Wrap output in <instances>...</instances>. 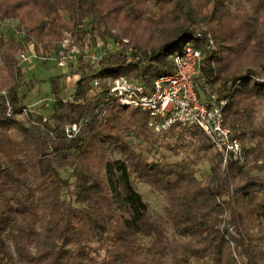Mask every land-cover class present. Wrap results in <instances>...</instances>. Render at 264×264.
<instances>
[{"label":"trees","instance_id":"trees-1","mask_svg":"<svg viewBox=\"0 0 264 264\" xmlns=\"http://www.w3.org/2000/svg\"><path fill=\"white\" fill-rule=\"evenodd\" d=\"M8 20L23 38L0 34V92L13 110L6 115L0 96V264H264V177L253 175L264 173V81L255 79L264 74V0H0V26ZM63 33L82 51L109 41L118 49L95 69L79 57L72 94L62 98L66 75L53 76L50 106L19 115L29 106L16 57L32 44L47 60ZM180 41L202 51L200 78L227 101L223 126L248 142L244 163L223 168L200 130L169 128L204 153V179L188 160L135 151L129 137L137 150L155 142L147 113L106 98L107 77L149 86L170 73ZM68 124L78 127L73 139ZM132 179L162 197L163 218L151 219Z\"/></svg>","mask_w":264,"mask_h":264},{"label":"built area","instance_id":"built-area-1","mask_svg":"<svg viewBox=\"0 0 264 264\" xmlns=\"http://www.w3.org/2000/svg\"><path fill=\"white\" fill-rule=\"evenodd\" d=\"M206 40L204 47L210 50L212 39L207 36ZM96 47H99L100 51L96 50ZM117 49L116 45L108 42L104 46L98 44L88 51H82L70 46V36L64 33L59 50L55 54L56 65L60 68H66L70 64L75 66L81 57L88 66L95 69L107 53H114ZM26 57L24 53L18 56L21 62L26 61ZM202 61V51L186 44L180 53L172 57V71L156 76L149 86L123 75L107 77L106 98L115 100L121 107L139 109L147 113L149 126L154 133L168 130L174 125L198 129L221 155L223 168L229 162L242 164L245 156L240 140L223 126V112L227 101L219 100L217 95L210 91L205 80L200 78ZM98 82L97 79L94 80L93 89L97 88ZM199 87L202 89L200 93L196 91ZM0 96L6 102V115L10 116L13 110L6 100L7 92L1 91ZM28 114H33L28 107L19 110L21 116ZM65 134L68 139H73L78 134L77 125H66Z\"/></svg>","mask_w":264,"mask_h":264},{"label":"rangeland","instance_id":"rangeland-1","mask_svg":"<svg viewBox=\"0 0 264 264\" xmlns=\"http://www.w3.org/2000/svg\"><path fill=\"white\" fill-rule=\"evenodd\" d=\"M17 21L8 20L0 26V34L6 39L12 35L20 40L23 38V34L16 33ZM64 34V33H63ZM62 34V36H63ZM124 40H129L128 37H124ZM111 42V41H109ZM184 47V42L180 41L174 45L170 52L178 53ZM215 47L213 41L211 50ZM96 50L100 51L99 47H96ZM24 54L27 56L26 61H19V68L22 73V76L19 81L20 94L24 95L23 104L29 106L28 108L33 111H39L42 108L41 105H45L47 108L50 106L52 99L49 96V85L46 81L53 76L66 75V77L61 81V97L66 98L69 94H72L73 86L76 80L79 77L77 67L67 66L66 68H60L56 65V57L54 53H51L47 60H44L42 56L35 55L33 51L32 44L27 45L26 51ZM18 59V57H16ZM250 67V64H247V67ZM109 76H113L109 74ZM3 79V74L0 72V79ZM255 79L257 81H264V74L259 70H256ZM31 81L33 86L28 87V82ZM202 99V95L200 94ZM49 110H43V114L46 115ZM257 120H264V101L260 102L258 105V114ZM174 132H168L167 130L157 133L154 135V144L143 143L140 150H137L134 145V140L129 137L127 143L132 146L135 151L141 153L148 157L149 160H158L160 158H165L168 161H178V160H188L191 162L192 166L198 170L197 178L204 179L208 175V163L206 161L204 153L192 154V144L193 139L185 138L179 141H176ZM241 147L245 146L248 148V142L243 139L240 140ZM178 145L177 151L171 150V147ZM114 158H119L118 154L113 155ZM260 163V162H259ZM66 172H62V176H66ZM255 176L264 177V173L254 172ZM133 187L136 189L137 193L141 196L143 202L147 206L148 214L151 219L159 220L163 218V199L160 195L153 192L145 183L136 181L135 179L131 180ZM171 233L168 232L170 238Z\"/></svg>","mask_w":264,"mask_h":264}]
</instances>
